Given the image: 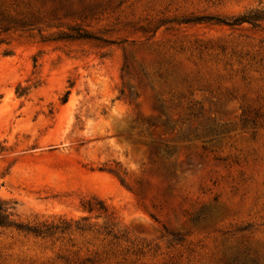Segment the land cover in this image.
<instances>
[{"label": "rangeland", "instance_id": "1", "mask_svg": "<svg viewBox=\"0 0 264 264\" xmlns=\"http://www.w3.org/2000/svg\"><path fill=\"white\" fill-rule=\"evenodd\" d=\"M264 0H0V264H264Z\"/></svg>", "mask_w": 264, "mask_h": 264}, {"label": "trees", "instance_id": "2", "mask_svg": "<svg viewBox=\"0 0 264 264\" xmlns=\"http://www.w3.org/2000/svg\"><path fill=\"white\" fill-rule=\"evenodd\" d=\"M264 20V12L258 10H250L249 12L235 17L231 22H228L230 25H238L242 23L258 24L260 21ZM9 213H6V210H3L0 207V225H10L12 222L8 219Z\"/></svg>", "mask_w": 264, "mask_h": 264}]
</instances>
